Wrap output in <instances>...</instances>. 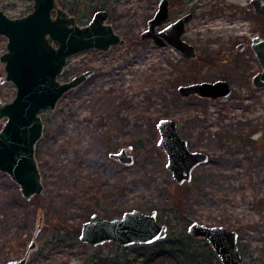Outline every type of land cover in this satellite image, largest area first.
I'll use <instances>...</instances> for the list:
<instances>
[{
    "label": "rangeland",
    "instance_id": "rangeland-1",
    "mask_svg": "<svg viewBox=\"0 0 264 264\" xmlns=\"http://www.w3.org/2000/svg\"><path fill=\"white\" fill-rule=\"evenodd\" d=\"M57 1L80 24L108 10V22L126 41L107 51L75 54L58 77L66 82L94 71L54 108L40 112L44 132L35 154L43 192L28 200L0 171V264L25 254L39 224L38 246L27 264H83L101 253L113 256L118 250L113 242L94 247L77 239L55 254L46 246L59 223L81 231L93 213L113 219L133 209L157 210L158 221L169 226L166 238L190 234L194 221L236 230L247 264H264V87L253 84L262 67L251 46L254 37H264V16L251 0H170L171 15L163 26L188 12L194 15L183 38L198 55L186 58L141 37L160 0ZM0 9L21 17L32 11L33 0H0ZM7 41L0 35V56ZM241 43L243 51L237 48ZM5 75L0 64V98L12 101L17 87L2 82ZM218 79L230 81L228 98L179 91L180 85ZM163 118L177 121L191 150L209 155L191 181L178 183L167 168V153L158 145L157 124ZM130 144L133 165L110 157ZM195 238L200 253L208 251L205 239ZM214 253L201 254L194 264H222Z\"/></svg>",
    "mask_w": 264,
    "mask_h": 264
},
{
    "label": "water",
    "instance_id": "water-1",
    "mask_svg": "<svg viewBox=\"0 0 264 264\" xmlns=\"http://www.w3.org/2000/svg\"><path fill=\"white\" fill-rule=\"evenodd\" d=\"M170 1L160 0L148 27L142 32L143 39H151L159 46H169L186 58L197 57L196 47L183 38L188 23L193 19L188 12L165 28L158 30L170 15ZM256 13L264 16V0H251ZM106 9L96 11L91 20L80 24L77 17L57 0H33V9L21 17H10L0 9V35L6 36L7 51L0 56V64L6 75L2 82L12 81L16 96L12 101L0 98V171L15 181L22 195L30 200L44 190L42 176L36 158V144L44 132V120L40 112L47 107L54 108L58 100L71 88L81 84L93 70L76 75L61 82L68 59L79 52L97 49L107 51L112 45L125 43L108 22ZM259 59L262 70L253 77L257 88L264 87V37L256 36L251 44ZM239 51L245 43L237 46ZM184 96L198 94L201 97L228 98L233 88L227 79L192 82L179 86ZM157 127L160 133L158 145L168 156L167 168L174 179L182 184L191 181L194 169L209 160L203 151H193L187 139L178 131L174 119L163 118ZM133 145L123 146L112 152L110 157L124 165H133ZM43 217H40V221ZM42 229L39 224L33 239L21 258L11 259L7 264H27L32 251L37 248L36 238ZM169 226L158 221V211L145 213L139 209L124 212L119 218H105L93 213L82 224L79 240L91 246L115 242L127 247L135 244H151L168 235ZM188 232L209 242L222 264H247L239 250V234L226 226H209L192 222Z\"/></svg>",
    "mask_w": 264,
    "mask_h": 264
},
{
    "label": "trees",
    "instance_id": "trees-1",
    "mask_svg": "<svg viewBox=\"0 0 264 264\" xmlns=\"http://www.w3.org/2000/svg\"><path fill=\"white\" fill-rule=\"evenodd\" d=\"M13 187H15L14 183ZM4 209L7 210L6 207ZM8 210L12 212V209L9 208ZM79 231L78 226H75L74 231H72L65 225V222L59 223L53 230L56 235L50 238L46 247L52 254L59 253L61 250H65V247L68 246L67 243L71 246L75 240H79L77 238ZM113 243L118 248L113 256L109 257L101 253L98 256H90L84 259L83 264H194L201 254L206 258L215 254L207 240H204L203 247H206L208 251L202 249V253H200V246L195 244L196 238L186 232L180 237H170L152 244H136L123 247L115 242ZM99 246L101 247V245ZM131 249H134L133 253H126ZM65 264L70 263L67 261Z\"/></svg>",
    "mask_w": 264,
    "mask_h": 264
},
{
    "label": "flooded vegetation",
    "instance_id": "flooded-vegetation-1",
    "mask_svg": "<svg viewBox=\"0 0 264 264\" xmlns=\"http://www.w3.org/2000/svg\"><path fill=\"white\" fill-rule=\"evenodd\" d=\"M169 1H170V0H169ZM169 7H170V9H169L170 12H169V13H170V15H171V8H172V6H171V1H170V4H169ZM170 15H169V18H170ZM169 18H168V19H169ZM177 19H178V18H177ZM177 19H176V20H177ZM149 20H150V19H149ZM176 20H174V21H176ZM174 21H172V22H174ZM148 22H149V21H148ZM172 22H171V23H172ZM163 24H164V23H163ZM169 24H170V23H169ZM169 24H168V25H169ZM166 26H167V25H166ZM166 26H163V25H162L161 27L158 28V30H161V29L165 28ZM147 27H148V24H147ZM183 35H184V34H183ZM93 72H94V71H93ZM111 153H112V152H111ZM111 153H110V154H111ZM111 158H112V157H111ZM116 160H117V159H116ZM238 234H239V233H238ZM238 241H239V239H238ZM238 246H239V245H238ZM239 250H240V249H239ZM242 257H243V256H242ZM10 260H11V259H10ZM27 263H28V262H27ZM246 263H247V262H246Z\"/></svg>",
    "mask_w": 264,
    "mask_h": 264
},
{
    "label": "bare ground",
    "instance_id": "bare-ground-1",
    "mask_svg": "<svg viewBox=\"0 0 264 264\" xmlns=\"http://www.w3.org/2000/svg\"><path fill=\"white\" fill-rule=\"evenodd\" d=\"M90 20H91V19H90ZM90 20H89V21H90ZM89 21H88V22H89ZM88 22H87V23H88ZM85 24H86V23H85ZM168 233H169V230H168ZM151 244H152V243H151ZM135 245H136V244H135ZM37 246H38V244H37ZM131 246H132V245H131ZM127 247H129V246H127ZM36 249H37V248H36ZM32 252H33V251H32ZM28 261H29V260H28Z\"/></svg>",
    "mask_w": 264,
    "mask_h": 264
}]
</instances>
